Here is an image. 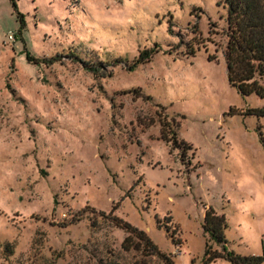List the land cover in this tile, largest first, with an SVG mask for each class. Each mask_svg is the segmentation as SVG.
Returning <instances> with one entry per match:
<instances>
[{"label":"rangeland","instance_id":"1","mask_svg":"<svg viewBox=\"0 0 264 264\" xmlns=\"http://www.w3.org/2000/svg\"><path fill=\"white\" fill-rule=\"evenodd\" d=\"M13 1L0 0V264H162L125 250L115 219L201 264L205 243L220 249L208 208L228 249L264 255V96L227 80L222 1Z\"/></svg>","mask_w":264,"mask_h":264},{"label":"trees","instance_id":"2","mask_svg":"<svg viewBox=\"0 0 264 264\" xmlns=\"http://www.w3.org/2000/svg\"><path fill=\"white\" fill-rule=\"evenodd\" d=\"M226 7L224 58L229 84L241 95L254 93L264 96V0H221ZM11 4L16 8L15 2ZM19 18L20 14L18 13ZM163 128L162 137L167 140ZM115 224L129 231L122 242L126 250L134 248L145 255H155L162 264H175L170 254L158 250L146 234L115 219ZM203 228L211 232L220 249L205 243L201 264H210L218 258L230 264H261L263 254H239L226 247L225 217L211 208L205 210ZM126 244H128L126 246ZM136 264V262L134 263Z\"/></svg>","mask_w":264,"mask_h":264},{"label":"built area","instance_id":"3","mask_svg":"<svg viewBox=\"0 0 264 264\" xmlns=\"http://www.w3.org/2000/svg\"><path fill=\"white\" fill-rule=\"evenodd\" d=\"M7 37H8V39H10V40H13V39H14V35H13V33H11V32H9V33L7 34Z\"/></svg>","mask_w":264,"mask_h":264}]
</instances>
